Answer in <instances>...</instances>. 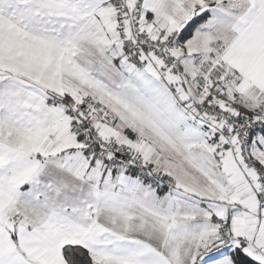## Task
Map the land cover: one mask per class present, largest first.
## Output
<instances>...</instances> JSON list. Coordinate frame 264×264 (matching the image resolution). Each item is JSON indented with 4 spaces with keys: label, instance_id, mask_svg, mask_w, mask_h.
<instances>
[{
    "label": "snow or ice",
    "instance_id": "obj_1",
    "mask_svg": "<svg viewBox=\"0 0 264 264\" xmlns=\"http://www.w3.org/2000/svg\"><path fill=\"white\" fill-rule=\"evenodd\" d=\"M0 264H264V0H0Z\"/></svg>",
    "mask_w": 264,
    "mask_h": 264
}]
</instances>
